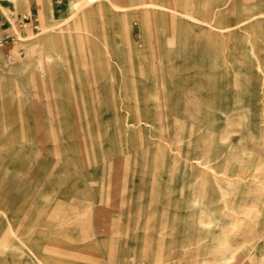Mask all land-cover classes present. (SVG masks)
<instances>
[{
  "label": "bare ground",
  "instance_id": "1",
  "mask_svg": "<svg viewBox=\"0 0 264 264\" xmlns=\"http://www.w3.org/2000/svg\"><path fill=\"white\" fill-rule=\"evenodd\" d=\"M14 1L17 9H31L28 0ZM153 1L154 3H152ZM243 1L219 0L215 6L226 5L222 15L227 17L234 11L241 12L243 9L240 3L243 4ZM39 4L41 8L38 10L44 19V31L47 28L60 30L61 27L69 31H76L75 25L79 23L78 16L83 17L80 18L84 20L85 15L90 14V10H94L97 5L101 6L102 12L110 11L113 14L124 7L117 4L115 0H70L62 16L58 18L51 0H39ZM139 4L158 7V9L148 8L142 11L147 14L146 22L148 24L154 22L156 26L157 24L168 26L170 29L181 27L178 29L179 31L186 29L188 32L192 31L195 24L196 26L201 24L206 30L216 27L215 29L219 31H216L212 43L215 47L217 61L224 60V50L228 48L230 39L235 37L243 44L242 53L248 64V70L245 73L246 80H242L238 73L236 75L234 73L231 77L232 85H229V91L226 88V81L219 85L204 83L198 87L194 73L187 68L179 69L172 59L166 63L162 62L157 55L148 60V55L143 53L131 54L129 61L131 62L135 57V64L139 72L137 73L130 67L129 71L137 74L127 77L128 83L122 85V93H116L117 90L115 91V88L111 87V93L115 96L111 100L109 98L107 101L103 100L105 104L109 105L113 104V101H118L119 97L122 98L118 101L119 105H114V107L112 105L114 115L110 121L103 124L108 128V132L103 133V136L107 135L108 139L105 144L109 145V152L112 151L122 156L129 165L125 169L111 173H107L103 166L104 169L98 181L99 185L95 189L99 205L94 207L95 211L87 207L84 215L86 214L89 225L94 226V216L107 208L101 204L114 201L118 195L123 194L131 187L136 188L134 179L139 175L132 165H138L140 150L143 149L145 160H148L145 166L147 169L152 168V196L147 207L149 211L145 216L146 225L150 224L156 216L157 209L150 210L152 203L160 201L155 183L160 184L165 175L168 176L170 182L176 180L177 176L180 180L179 196L171 198L167 201V205H174L175 209L171 212L174 221L183 222L187 232L186 243H181V247L195 245L193 248L180 251L177 255L186 257V264H234L232 260L236 259V256L231 243H246L259 236L250 233L249 220H252L257 227L264 225V99H262L264 98V44L258 39L259 32L264 30L261 26L264 23V0H255L250 6L251 11L248 12V15L239 21L244 25L235 28V24L214 26L207 20L194 17L191 12L187 11V8H191L195 4L193 0H150V2ZM229 5H232L233 8H231L232 6L227 8ZM0 6L4 12L6 9H10L2 3ZM198 7L206 10L209 14L215 15L216 13L211 9L210 4H207V0L203 1L202 5L199 4ZM175 13L178 15H174ZM169 14L173 18L181 17L182 21L180 23L175 20L169 21L166 18ZM154 15L156 16L153 17ZM48 21L52 22L50 26L46 25ZM238 30L244 31V34H240L241 31ZM70 39H77L83 47H88L90 50L97 48L100 60L105 61L104 76L108 72L110 79L117 80L115 69L113 67L109 69L111 67L109 59L102 56L105 51L103 46L106 42L97 36L82 32H57L32 43H26L29 39H20L19 42L26 49V56L21 59L22 64H26L31 58H37L32 74V101L37 124L45 134V141L56 144V149L61 151L65 161L73 168L74 178H77L83 172L75 171L77 164L73 162L74 158L71 156L70 150L82 163V166L97 163L94 154H89L88 141L86 142L84 139L86 134L78 136L72 130L78 124L68 121L73 119V116L68 113L74 108L72 104L76 103L75 99L81 91L75 89L74 83L66 79V90L61 94L56 90L57 96L54 98L55 96L48 88V83H56L54 74L49 71L47 63L51 58V52L49 55H41L47 42L64 43ZM176 40V37L172 36L168 42L173 44ZM168 57L170 56L168 55ZM82 59V65L88 63L84 57ZM226 72L225 69L214 72V79L217 77L224 80L227 77L228 72ZM103 86L106 88L105 83ZM201 90H204L203 93L208 95L202 100L203 103L196 102L199 97L198 92ZM239 90H243L247 94L250 99L249 104H243L238 98L236 92ZM231 91L232 94H237V97L231 98L230 101L228 97ZM43 97L46 98V102L42 100ZM122 101L125 103L127 101L128 115L120 112ZM129 101L139 103L132 105V102ZM151 101L153 105L148 103ZM203 104H206L203 111L205 118L199 116ZM43 105L48 110L46 115L43 113V108H45ZM67 128L72 130L70 138L73 144L70 146L64 143V136H61L67 133ZM154 130H160L164 134L165 137L162 135L163 137L160 138L163 141L156 138ZM10 140L13 141V138L10 137ZM90 143L93 145L92 141ZM45 144L43 150L47 151L49 147ZM41 151L37 150V153L41 155ZM80 151L81 155H79ZM247 152L249 153L247 154ZM53 153L55 156V152ZM109 157L111 156L102 152L103 163L110 161ZM154 160L156 163L153 162ZM250 168L256 171L254 176L258 177L257 181L247 180V175L244 176V173L246 174ZM59 171L62 173L61 168ZM63 172L70 171L64 170ZM46 181L48 182V180ZM170 187L166 186L164 192ZM171 189L173 188L171 187ZM176 199L174 204L172 201ZM117 203L121 208L109 211L108 214L114 220L112 224L116 223L117 225L126 216L127 225L124 233L129 236L131 231L138 227L136 226L132 230L129 227L130 220L134 214L137 215L138 220L141 218L143 204H140L135 210L132 198H120ZM59 207L52 212L55 220H60L64 216ZM168 216V211L164 209L160 233L163 232L164 225L169 223ZM8 217L7 209L0 201V222L7 225L5 233L0 238L9 235L18 236ZM149 226L145 227V231L149 230ZM215 226L218 229H215ZM137 237L133 236L134 239ZM144 240L148 241L149 237L144 235ZM206 240L207 242H205ZM207 243L220 244L219 246H209ZM256 244L259 250L251 264H264V243ZM12 245L0 243V264H115L112 255L105 251L103 243L19 242L16 246ZM2 247H11V249L4 251ZM109 250L111 252V249ZM121 251L117 261L119 264H127V251ZM167 251V243H156L155 249L151 253V260L145 264H166L169 258ZM102 255H105V261L100 259ZM136 256H138L137 252ZM138 259L139 257H136V262Z\"/></svg>",
  "mask_w": 264,
  "mask_h": 264
},
{
  "label": "rangeland",
  "instance_id": "2",
  "mask_svg": "<svg viewBox=\"0 0 264 264\" xmlns=\"http://www.w3.org/2000/svg\"><path fill=\"white\" fill-rule=\"evenodd\" d=\"M51 1L58 18L62 16L67 4L70 2V0H63L62 6H58L55 3L56 0ZM193 1L195 4L191 8H187V11L191 12L194 17L200 20H207L214 26L235 24L234 28L244 25L239 23V21L248 15V12L251 11L250 6L255 2V0H244L243 4L240 3L243 10L241 12L239 10L234 11L230 16H227L230 18H227L222 15L226 5L222 7L215 6L219 0L217 2L216 0H207V4H210L211 9L217 13L215 15L209 14L206 10L198 7L205 0ZM115 2L120 6H124L122 9H118L116 14L110 11L104 13L101 6L97 5L94 10H90V14L85 15L84 20H81L83 17L78 16L79 23L75 25L76 31H69L64 27H61L60 30L47 28L44 31L43 15L38 10V8H41L39 0H28V4L31 6L30 10L17 9L14 0H0V3L10 8L6 9L5 12L2 11V8L0 9V37L1 35L4 37L8 33L17 34L16 41H8V43L0 47L2 55V62L0 63V201L7 209L8 220L12 222L15 232L18 234V236L9 235L8 237L0 238V243L13 244L12 246H16L19 242L103 243L105 251L112 255V260L115 261V264H119L117 259L122 252L121 250L127 251V264L148 263L151 260V253L155 249V244L167 243V255L169 258L166 264H186V257L178 256L177 253L193 248L195 245H190L186 248L181 247V243H186L185 236L187 232L183 222L174 221L171 213L175 209L174 205H167V201L179 196L180 180L177 176L176 180L170 182L168 176L165 175L160 184L155 183L160 201L152 203L150 210L156 208V216L151 220L150 224H147L148 226L150 225L149 230L145 231L147 226L145 216L149 211L147 207L152 196V168L149 167L147 169L145 166L148 160H145L146 156L143 149L140 150L141 155L138 157V165H132V168L134 167L133 169H136L140 176V178L138 176V178L134 179L136 188L133 189L130 186L131 188L118 195L114 201L101 204L107 208L94 216V226L89 225V222H87L86 214L84 215L87 207L95 211V208L99 205L95 189L99 185L98 181L101 172H103V166L107 173H111L112 171L125 169L129 165L123 160L122 156L112 151L109 152V145L105 144L108 139L107 135L103 136V133L108 132V128L103 126V124L113 118V107L114 105H119L118 101L122 98L117 97L118 101H113V104L109 105L105 104L103 100L107 101L108 98L111 100L115 96V94L111 93V87H114L115 91L117 90L116 93H122V85L128 83L127 77L136 75L139 72L135 64V57L131 62L129 61L130 55L136 53L148 55V60L153 59L156 55L162 62L167 63L169 59H172L179 69L187 68L194 73V79L197 81L198 87L204 83L219 85L226 81V88L229 91V85H232V75L238 73L243 80L248 70L247 61L245 62V57L242 53L243 44L235 37L231 38L228 48L224 50L225 56L223 55V57L225 61H222V59L217 61L215 47L212 43V39L216 36V31H219L215 29L216 27H210L206 30L201 24L197 26L195 24L190 32L186 29L179 31L178 29L181 27L170 29L168 26H160L158 24L157 28L154 22L151 24L146 22L147 14L142 11L148 8L158 9V7L139 4L150 2V0H115ZM231 6L229 5L227 8ZM2 13L5 14L3 15ZM174 15H178V13ZM33 16L39 18V29H21L20 24L23 19L25 17L32 18ZM178 17L175 16L173 18L171 14L166 16L169 21L175 20L180 23L182 18ZM51 24L52 22L50 21L46 22L47 26ZM261 26L264 28V23ZM238 31H241L240 34H244V31ZM57 32H82L104 40L106 43L103 46L105 51L102 56L109 59L111 64L109 69L113 67L118 77L117 80L110 79L108 72L104 76V70H106L105 61L102 62L100 60L97 48H92L91 50L88 47L85 48L77 39L66 40L64 43H53L50 41V43L47 42L45 44L44 52L41 55H49L51 52V58L47 63L49 71L54 74L56 83H48V88L55 96L54 98L57 96L56 90L59 94L66 90V79L72 81L74 88L81 91L75 99L77 100L76 103L72 104L74 108L68 113L73 116V119L68 121H74L78 124L76 128L72 129L78 136L81 137L86 134L84 139L86 142L88 141L89 154H94L97 163L82 166V163L70 150L71 156L74 158H72L73 162L77 164L75 171L83 172L77 178H74L72 174L73 168L65 161L61 151L56 149V144L45 141V134L42 133L41 128L37 124L36 112L33 110L32 101V74L37 58H31L26 64L21 63V59L26 56V49L20 44V39H29L26 43H32L39 41L44 36L54 35ZM172 36L177 39L173 44L168 42V39ZM258 39L264 44V30L259 32ZM246 48L248 50L249 47L247 46ZM82 57L88 63L82 65ZM32 60L33 62H31ZM130 67L136 70L137 73L129 71ZM165 67L167 68L168 66ZM223 69L228 72H226L227 77L224 80L217 77L214 79V72ZM104 83L106 88L102 87ZM203 92L204 90L198 92L199 97L196 102L203 103L204 97L208 96ZM236 93H238V98L243 104H249L250 99L243 90H239ZM236 97L237 94H232L231 91L228 100L231 101V98ZM42 100L46 102L45 97ZM131 102L132 105H138L137 103H139ZM126 103L124 101L121 102L120 112L128 115V105ZM148 103L153 105L152 101ZM43 106L45 107L43 108V113L46 115L48 110L45 105ZM204 108H206V104L202 105V111L199 114L202 118H205ZM236 118L238 119V117ZM63 123L65 124L64 119ZM72 130L67 128V133L61 135L64 136V143L67 146L73 144L70 138ZM153 133L157 139L162 140L160 138L164 134L160 130H154ZM10 137L13 138V141L10 140ZM90 141H92L93 145ZM44 144L49 147L47 151L43 150ZM37 150H42V154L39 155ZM53 152H55V156H53ZM102 152L111 156L109 157L110 161L103 163ZM79 155H81V151ZM153 162L156 163V160ZM60 168L62 173L59 171ZM64 170L70 172H63ZM51 171L52 174L50 175ZM249 172L252 173L249 174ZM255 173L256 171L250 168L246 174L244 173V176L247 175V180L257 181L258 177L254 176ZM141 178L143 179L142 181ZM166 186H171L173 189L170 187L164 192ZM120 198H132L135 210L140 204H143L142 219L139 218L138 220L137 215L134 214L130 220L129 227L132 230L136 226L138 227L136 230L131 231L129 236L124 233L127 225L126 216L122 218L118 225L116 223L114 225L112 224L114 222L113 218L108 214L109 211L121 208L117 203ZM176 201L177 199L172 202L175 204ZM114 204L116 205L113 206ZM58 207L62 209L64 216L60 220H55L52 212ZM164 209L168 211L169 223L164 225L163 232L160 233L161 217ZM249 221L251 225V228H249L250 233L258 234L259 236L246 243H231L236 256V259L232 260L234 264L253 263L255 254L257 255L259 250L256 243H264V225L263 227H257L252 220ZM6 228L7 225L0 222V236L5 233ZM215 229L218 228L216 227ZM144 235L149 237L148 241L144 240ZM133 236L138 237L134 239ZM207 244L209 246H219L220 243ZM10 249L11 247L3 248L4 251H9ZM109 249H111V252ZM136 252L138 256H136ZM136 257H139L138 262H136ZM100 259L105 261V255H102Z\"/></svg>",
  "mask_w": 264,
  "mask_h": 264
},
{
  "label": "built area",
  "instance_id": "3",
  "mask_svg": "<svg viewBox=\"0 0 264 264\" xmlns=\"http://www.w3.org/2000/svg\"><path fill=\"white\" fill-rule=\"evenodd\" d=\"M58 6H62L63 0H56L55 2ZM20 28H30L32 30H38L39 29V18L37 16H33L32 18L25 17L23 19V22L20 24ZM21 32H23L21 30ZM19 34V30H18ZM17 34L15 33H8L4 37L0 38V47L8 43V41H16Z\"/></svg>",
  "mask_w": 264,
  "mask_h": 264
},
{
  "label": "crops",
  "instance_id": "4",
  "mask_svg": "<svg viewBox=\"0 0 264 264\" xmlns=\"http://www.w3.org/2000/svg\"><path fill=\"white\" fill-rule=\"evenodd\" d=\"M57 5V4H56ZM4 34V33H3ZM0 38H2V35H1V37Z\"/></svg>",
  "mask_w": 264,
  "mask_h": 264
}]
</instances>
